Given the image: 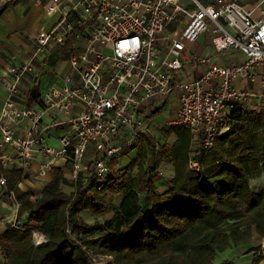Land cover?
<instances>
[{
	"label": "built area",
	"instance_id": "built-area-1",
	"mask_svg": "<svg viewBox=\"0 0 264 264\" xmlns=\"http://www.w3.org/2000/svg\"><path fill=\"white\" fill-rule=\"evenodd\" d=\"M263 3L36 0L46 14L56 16L51 26L39 33L35 51L10 65L2 77L8 95L0 112V184H6L1 166L18 159L40 158L39 173L43 175L57 157L66 156L72 165L70 178H74L90 150L91 169L100 179L109 169L108 159L118 151L116 138L142 126L154 104L172 94L178 106L171 123L189 128L193 149L197 141L210 146L227 124L231 107L264 108ZM209 22L213 48L196 52L187 41H197ZM55 43L67 48L70 63L63 84L45 92L47 107L20 105L17 92L34 68L33 59ZM230 47L241 51V61L220 63L213 59L216 52ZM11 57L18 60L16 54ZM186 63H203L204 68L187 78ZM75 102L82 106L78 112L43 124L42 115L48 107L69 111ZM26 116L31 122L27 134L16 135L14 123ZM60 123H67L71 136L62 135L57 146L48 144L45 131ZM232 154L237 157L234 147ZM250 159L257 163L254 175L263 187L264 158L255 155ZM188 162L190 167H198L193 156ZM12 198L16 213L18 202ZM33 240L42 243L46 239L35 230ZM258 248L257 254L264 258V235Z\"/></svg>",
	"mask_w": 264,
	"mask_h": 264
},
{
	"label": "trees",
	"instance_id": "trees-1",
	"mask_svg": "<svg viewBox=\"0 0 264 264\" xmlns=\"http://www.w3.org/2000/svg\"><path fill=\"white\" fill-rule=\"evenodd\" d=\"M228 117L207 147L200 141L190 147V130L180 123L170 125L173 139L159 146L141 132L136 157L121 167L111 156L100 179L92 169L69 178L62 165H50L36 191L20 186L24 167L1 166L18 222L6 221L0 233V264H96L95 255L109 256L104 264H214L223 248L249 243L253 231L263 236L264 186L252 184L257 163L250 158H264V108L233 106ZM163 158L173 174L159 189ZM35 230L44 242L33 240Z\"/></svg>",
	"mask_w": 264,
	"mask_h": 264
},
{
	"label": "crops",
	"instance_id": "crops-1",
	"mask_svg": "<svg viewBox=\"0 0 264 264\" xmlns=\"http://www.w3.org/2000/svg\"><path fill=\"white\" fill-rule=\"evenodd\" d=\"M2 1L3 0H0V112L4 100L8 95L6 84L2 79L3 75L8 71L10 65L14 64L15 62L17 63V61H22L35 51L37 37L42 30L40 31L39 28L34 32L33 28L34 26L37 27L39 23H43L42 16L45 14L51 19L44 30H47L51 26L56 16V14H46L44 8L41 5L36 4V0ZM23 2L27 5L25 8V4H21ZM34 39L36 42L33 44L32 42ZM192 49L196 52L212 50V48H207L204 46H196V48L192 47ZM12 54H16L18 60L13 59L11 57ZM213 59H216L220 63H230L232 61H241L243 59V54L237 48L230 47V49L225 51L216 52L213 56ZM32 64H34V68L29 71L27 75H25L24 81L21 83L17 92V100L20 105H33L37 108L47 107V103L44 101L45 92L49 91L56 85L63 84V76L69 71L70 63H68L67 60V48L56 43L54 45H50L45 51L39 52V54H37V56L33 59ZM203 68V63H197L195 65L186 63L184 66V74L187 78H193L197 76ZM35 81H38L39 86L37 91L33 92L32 88ZM176 99L177 98L173 94L164 97L161 102L158 101L154 104V108L151 109L152 111L149 113L147 112L145 117L156 112L163 102H168L171 104L174 100L176 102ZM177 106L178 104L176 105V109ZM80 109H82L80 102H75L70 107L69 111L60 110L57 107H48L45 114L42 115V122L43 124H50L53 119L65 118L70 113L78 112ZM30 123L31 122L27 116L19 119L16 123H14L15 134L20 136L26 135ZM62 135L71 136V132L67 123L49 126L45 131L46 142L55 146L59 145V139ZM125 137H119V147L116 153L118 164L121 167L127 165V163L130 161L128 140H123ZM124 144H127L128 148L123 146ZM132 149H134V147ZM91 158L92 152L90 150L86 152V155L83 157L82 162L80 163L79 175L87 177L90 174ZM13 163L24 167V174L19 180V184L22 188H24V183L29 182V176H34L36 178L38 177L39 184L34 185L36 188H38V191L41 189L43 183L49 179V171L43 173V175L39 173L41 163L40 158L28 160L18 159ZM52 164L62 165L65 168V174L70 178L72 165L66 156L57 157V159H55ZM167 172L168 174L162 176L161 179H159V177L157 178L159 181H157L156 184L159 189H164L168 186L169 179L173 174L172 165L170 168L168 167ZM29 183L33 184L32 182ZM5 191V186L0 184V233L5 227V222L9 221V218L13 215V198L8 196L11 198V201H9V198L4 195ZM252 233L253 236L249 243L230 245L223 248L221 252L219 251L215 256L214 264H219L222 260H230L235 264H264V258L257 254L262 236H260L255 231ZM216 258L217 261L215 263ZM0 259H2L1 254Z\"/></svg>",
	"mask_w": 264,
	"mask_h": 264
},
{
	"label": "rangeland",
	"instance_id": "rangeland-1",
	"mask_svg": "<svg viewBox=\"0 0 264 264\" xmlns=\"http://www.w3.org/2000/svg\"><path fill=\"white\" fill-rule=\"evenodd\" d=\"M245 2L248 3L249 5H253L257 2V0H245ZM21 4L24 5L25 3L23 2ZM26 6L27 5L25 4L24 8ZM262 6H264V3L262 4ZM42 20H43L42 21L43 23H39V25L37 27L34 26V28H33L34 32L39 28H40V31L44 30L46 28V26L49 24V22L51 21L50 17L45 15V14L42 16ZM211 25L212 24L209 22V24H208L209 27H208L207 31H205L203 34H201L197 41H195V42L187 41V44H189L193 48H196V46H204L207 48H213V44L211 42V37H212V33H211V29H210ZM34 40L32 42L33 44L36 42V40L35 41ZM172 99H174V98H172ZM176 103H177V101L175 102V100L171 104H169L168 102H163V104L158 108V110L156 112H154L151 115L144 118V123L142 126L135 127V129H133V130L129 129L127 132H124L123 135L118 136L116 138L117 143L119 144V140H118L119 137H123V136L125 137L126 136L125 139H123V140H125V141L128 140L129 149H130V159L136 157V154H137L136 150L137 149H136L135 145L137 144V142L139 141L138 139H140V137L142 135L141 132H144V131L149 132V134H151L153 136V138H154V140L158 146H159V144H161L165 140L171 141L173 139V135L170 133V125L172 124L171 120L173 119V115H174L175 110H176V105H177ZM123 140H122V142H123ZM123 146L127 147L128 145L124 144ZM133 147L135 150L132 149ZM168 167L170 168L171 164L167 161V159L163 158L160 161V164H158V166L156 168V177L160 178V176L167 175L168 174V172H167ZM135 170H136V168H135ZM28 179H29V182H32L33 184L26 182V183H24V188L25 187L28 188V186H30L34 190L38 191V188H36V186H34V185L39 184L38 177L36 178L34 176H29ZM251 182L255 186L258 184L257 179H255V178H252ZM63 188L67 192H69V190L71 189V187L66 186V185H63ZM115 197H116L115 200L117 201L118 196H115ZM9 201H11V198H9ZM83 215L87 221L88 220L91 221L93 219L90 215H87L85 212L83 213ZM15 217H16V213L13 212V215H12V217L9 218V220L14 222ZM109 259H110V257L105 256V255L104 256H101V255H95L94 256V260H95L96 264H104ZM216 261H217V258L215 260V263H216Z\"/></svg>",
	"mask_w": 264,
	"mask_h": 264
}]
</instances>
